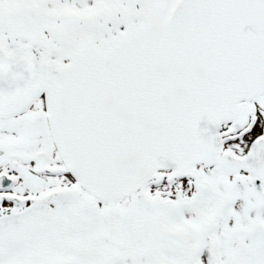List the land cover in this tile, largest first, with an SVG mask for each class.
<instances>
[{"label":"snow or ice","instance_id":"obj_1","mask_svg":"<svg viewBox=\"0 0 264 264\" xmlns=\"http://www.w3.org/2000/svg\"><path fill=\"white\" fill-rule=\"evenodd\" d=\"M0 264H264V0H0Z\"/></svg>","mask_w":264,"mask_h":264}]
</instances>
